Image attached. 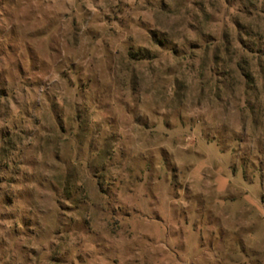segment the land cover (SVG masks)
<instances>
[{
    "label": "rangeland",
    "instance_id": "374dc122",
    "mask_svg": "<svg viewBox=\"0 0 264 264\" xmlns=\"http://www.w3.org/2000/svg\"><path fill=\"white\" fill-rule=\"evenodd\" d=\"M0 263L264 264V0H0Z\"/></svg>",
    "mask_w": 264,
    "mask_h": 264
},
{
    "label": "built area",
    "instance_id": "2783aa9c",
    "mask_svg": "<svg viewBox=\"0 0 264 264\" xmlns=\"http://www.w3.org/2000/svg\"><path fill=\"white\" fill-rule=\"evenodd\" d=\"M0 264H2V263H0Z\"/></svg>",
    "mask_w": 264,
    "mask_h": 264
}]
</instances>
